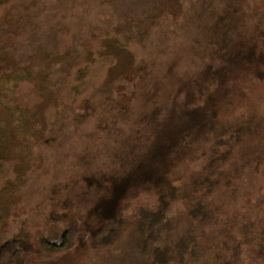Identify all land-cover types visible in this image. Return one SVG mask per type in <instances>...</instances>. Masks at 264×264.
Here are the masks:
<instances>
[{
  "label": "rangeland",
  "instance_id": "1",
  "mask_svg": "<svg viewBox=\"0 0 264 264\" xmlns=\"http://www.w3.org/2000/svg\"><path fill=\"white\" fill-rule=\"evenodd\" d=\"M10 240L0 264H264V0H0Z\"/></svg>",
  "mask_w": 264,
  "mask_h": 264
},
{
  "label": "trees",
  "instance_id": "2",
  "mask_svg": "<svg viewBox=\"0 0 264 264\" xmlns=\"http://www.w3.org/2000/svg\"><path fill=\"white\" fill-rule=\"evenodd\" d=\"M171 222L170 218H166L165 216H159L154 218L150 223L151 233L149 235L148 241L151 243L157 241L160 238V230L166 228V225ZM159 232V233H158ZM73 239V233L71 229L65 230V232L61 235V240L58 242L56 240H48L49 245H53L54 248L58 247H68L71 245V241ZM17 251V241L10 240L5 242L0 248V259L5 258L7 255H15Z\"/></svg>",
  "mask_w": 264,
  "mask_h": 264
}]
</instances>
